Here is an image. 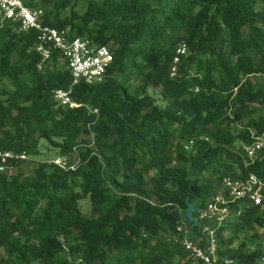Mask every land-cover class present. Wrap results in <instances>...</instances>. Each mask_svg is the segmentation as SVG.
I'll use <instances>...</instances> for the list:
<instances>
[{"label": "trees", "instance_id": "trees-1", "mask_svg": "<svg viewBox=\"0 0 264 264\" xmlns=\"http://www.w3.org/2000/svg\"><path fill=\"white\" fill-rule=\"evenodd\" d=\"M40 6L43 24L106 45L113 60L103 82L71 87L80 104L71 109L52 94L72 81L61 53L39 69L36 31L0 28V148L31 156L43 139L79 157L74 169L39 162L31 174L0 173V264H202L162 236L175 233L186 198L202 207L223 176L264 182L262 152L250 160L238 146L264 141V0ZM181 42L188 51L171 77ZM87 196L89 214L79 206ZM258 227L264 211L245 206L219 229L220 256L254 263L264 254Z\"/></svg>", "mask_w": 264, "mask_h": 264}, {"label": "built area", "instance_id": "built-area-1", "mask_svg": "<svg viewBox=\"0 0 264 264\" xmlns=\"http://www.w3.org/2000/svg\"><path fill=\"white\" fill-rule=\"evenodd\" d=\"M42 0H0V28L6 20L19 23V29L36 31V43L31 47L40 55L38 68L41 69L51 56L52 50H58L66 59L71 75V85L67 89L53 90L54 100L61 106L68 108L79 107L71 97V87L80 82L88 84L101 83L105 79L108 66L113 55L106 45H97L87 37L76 36L69 38L64 30L45 25L41 21ZM187 45L181 42L175 48V54L170 66V76L177 75V66L180 57L187 54ZM264 78V74L262 75ZM197 90V89H196ZM98 114L97 109H89ZM193 139L185 143L190 149ZM238 146L246 156L252 160L262 152L264 158V141L262 136H254L250 143L240 141ZM29 159L25 152L18 153L0 148V173L7 176L16 175L22 171L23 164ZM50 163V162H48ZM51 163L60 168L74 169L64 156ZM237 204V208L233 207ZM252 205L264 211V182L255 174L245 178L222 177L217 192L205 204L198 208L194 215L197 218L196 226L191 229V223L180 214V220L175 228L176 242L188 252V255L202 264H245L233 258L220 256L218 252V231L238 217L245 206ZM226 232V231H223ZM252 264H264L262 254Z\"/></svg>", "mask_w": 264, "mask_h": 264}, {"label": "rangeland", "instance_id": "rangeland-1", "mask_svg": "<svg viewBox=\"0 0 264 264\" xmlns=\"http://www.w3.org/2000/svg\"><path fill=\"white\" fill-rule=\"evenodd\" d=\"M263 83H264V79L261 80ZM160 88L159 87H156V88H152L150 89V92L152 93L153 97H156L158 99L159 102L161 101H165V100H162V98L159 96L160 94ZM253 109L255 110V113H254V116H258L261 112H262V109L261 107L257 106V105H253L252 106ZM62 155H60L58 153V150L54 147H51L49 146L45 140H41L40 141V144H39V147H38V153L37 154H34V155H31L29 156V159L23 164V167H22V171L23 173H28V174H31L33 173V169L35 168V166L39 163V162H50L61 157ZM65 160L67 161V163L69 165H77L79 163V157H78V154L77 153H72V154H69V155H65ZM190 174L192 176H196L198 175V177L200 178V183H203V180L205 178V175L202 176V174L198 173L197 171L193 170L190 168ZM213 175H216V174H213ZM209 176V174H208ZM212 176V175H211ZM79 206L81 207V209L83 210V212L85 214H89V210H90V201H89V197H85L81 200H79ZM263 228L262 227H258L257 228V231L259 233H262L263 232ZM224 233H228V231L224 232ZM245 235L247 237H250V233L248 232L246 234L245 231H243L241 233V237H244L245 238ZM166 241H170V242H173V243H177L176 242V237L173 235H163L162 236ZM194 262L196 263L197 261L195 259H193Z\"/></svg>", "mask_w": 264, "mask_h": 264}, {"label": "water", "instance_id": "water-1", "mask_svg": "<svg viewBox=\"0 0 264 264\" xmlns=\"http://www.w3.org/2000/svg\"><path fill=\"white\" fill-rule=\"evenodd\" d=\"M185 204H186V207L184 210V215H185L186 220L191 223V229H193L197 224V218L194 215L197 208L193 202H190L188 200V198L185 199Z\"/></svg>", "mask_w": 264, "mask_h": 264}]
</instances>
